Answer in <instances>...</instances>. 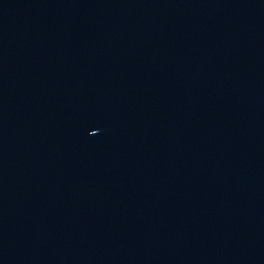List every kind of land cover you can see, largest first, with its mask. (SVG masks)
Here are the masks:
<instances>
[{
	"label": "water",
	"instance_id": "95a60500",
	"mask_svg": "<svg viewBox=\"0 0 264 264\" xmlns=\"http://www.w3.org/2000/svg\"><path fill=\"white\" fill-rule=\"evenodd\" d=\"M264 4V0H0V23L108 29L201 19Z\"/></svg>",
	"mask_w": 264,
	"mask_h": 264
}]
</instances>
